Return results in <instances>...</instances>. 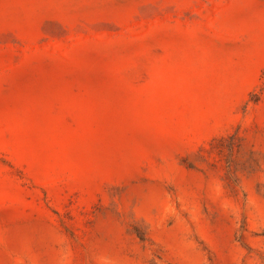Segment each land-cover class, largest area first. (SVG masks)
I'll return each mask as SVG.
<instances>
[{
    "label": "rangeland",
    "instance_id": "obj_1",
    "mask_svg": "<svg viewBox=\"0 0 264 264\" xmlns=\"http://www.w3.org/2000/svg\"><path fill=\"white\" fill-rule=\"evenodd\" d=\"M0 264H264V0H0Z\"/></svg>",
    "mask_w": 264,
    "mask_h": 264
}]
</instances>
